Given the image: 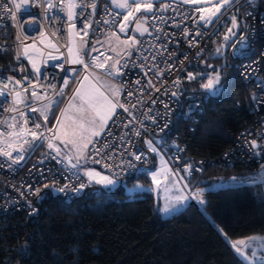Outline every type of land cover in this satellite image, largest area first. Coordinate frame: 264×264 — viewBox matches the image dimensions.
<instances>
[{
	"label": "built area",
	"instance_id": "1",
	"mask_svg": "<svg viewBox=\"0 0 264 264\" xmlns=\"http://www.w3.org/2000/svg\"><path fill=\"white\" fill-rule=\"evenodd\" d=\"M9 2L10 0H0V49L7 50L0 51V90L5 93L4 96H0V121H6L7 124L15 123L17 125L15 131L25 126L42 132L44 136H51L46 129L55 125L45 127L37 116V111L33 112L31 109H39L49 104V101L52 103L70 98L83 76L88 75L90 68L85 71L83 65L73 64L67 60L68 48L72 47V40L77 41V49H82L80 54L85 62L89 63L85 55L88 45L107 34H121L119 25L126 13L120 8L115 9L111 0L106 2L76 0L81 7L75 9L76 19L69 21L67 18L69 0H53L52 3L56 7L48 10H46L47 0H42L41 3L30 8V15L25 14L23 27H20L19 13L17 20L13 21L4 12L3 5ZM92 3L96 4L95 11L88 6ZM160 3H168L171 7L167 11H156L147 16L148 32L142 37L136 36L139 43L134 46L131 55L122 58L118 65L121 72L119 76L116 75V82L121 88L118 102L128 111L117 107V114L109 122L105 132L94 141V147L100 149V153L96 154L91 145L88 154L91 159L87 160V163L102 175H108L113 179H125L138 175L143 169L150 167L158 155H161L167 162L171 175L185 189V194L189 197V206L199 210L208 202L206 188L192 189L190 184L206 167L241 168L264 188V168H262L264 166V0H256L255 5L250 4L248 0H238V2L235 0L230 7L223 10L218 19L207 25L202 21L196 23L199 16L191 6L159 0L157 8ZM118 12L121 15L117 16ZM142 14L139 13L138 16L141 17ZM233 15L237 17L238 23H243L244 33L241 36L243 40L236 34L230 47L233 57L237 60L239 79L249 94L253 124L235 138L232 147L218 160L190 157L187 156V136L197 128L204 117L208 94L206 91H188L183 81L191 68L205 66L216 29L227 20H231ZM104 20L109 23H104ZM70 23L76 24L74 32H78L79 35L70 33ZM85 23L90 25L86 29V36L82 31ZM134 25L135 22L129 24L124 34L134 33L132 30ZM184 28L189 29L190 34L187 37L183 35ZM197 31L201 35L197 36ZM17 34L20 35L23 45L36 44L42 52L38 77L34 75L26 57L23 56L22 47L19 48L20 59H16L20 43L16 40ZM81 38L84 41L83 45ZM190 40L194 41L192 47H189ZM125 62L126 67L123 66ZM21 67L24 71H21ZM157 71L162 75H157ZM9 76L14 78L11 82L6 79ZM24 77L28 79L25 80ZM177 78L180 83L174 84ZM15 80H21V84L16 85ZM65 80L68 81L67 86H64ZM137 80L140 81L139 84L136 83ZM149 80L154 87L148 86ZM5 84L7 88L4 87ZM32 85L36 87L33 88ZM53 85L55 91L51 87ZM24 88L28 91L24 92ZM60 88L64 90L63 96L56 94ZM157 88L160 90L156 91ZM32 91H36L42 99L35 100L31 95ZM15 92L21 93L24 103H15ZM129 92L132 95H129ZM9 108H15L16 111H8ZM20 112L25 113L28 118L27 125H23L24 117L20 116ZM33 122L41 124L42 127L38 130L34 129ZM7 124L0 123V131H11L7 128ZM137 132L139 135L136 134ZM25 139L32 142L35 147L29 150V145L24 144ZM6 140L17 149L23 145L25 150L12 152L13 159L23 156L19 163H13L8 157L0 156L1 235H5L11 227H19L17 221L30 220L38 215L40 209L38 198L45 184L53 185L58 195L66 202L76 201L85 196L90 185L79 166L73 168L71 164L76 163L74 160H71L70 164L65 159L66 156H57L47 147L46 140L33 142L30 134L18 140L0 136V148L10 150L6 148L4 143ZM149 140L153 142L157 152L149 150L146 143ZM251 141H256L261 147L253 149ZM106 144L107 148L104 147ZM137 155L141 157L139 160L136 159ZM93 160H98L100 163H93ZM105 164L110 168H105ZM189 164L192 165L191 174L185 170ZM228 182L230 183V179ZM81 183L88 186L79 192L75 191ZM185 184L189 188H186ZM60 188L65 190L60 192L58 191ZM36 189H40L39 193L35 191ZM201 189L204 190L203 199L206 201L203 205L198 203L199 197L196 196ZM12 251H15V254L5 251L2 260L0 258V264H23L21 250L13 248Z\"/></svg>",
	"mask_w": 264,
	"mask_h": 264
},
{
	"label": "trees",
	"instance_id": "2",
	"mask_svg": "<svg viewBox=\"0 0 264 264\" xmlns=\"http://www.w3.org/2000/svg\"><path fill=\"white\" fill-rule=\"evenodd\" d=\"M238 25L233 31L240 38L244 27L242 22ZM231 27V20H227L216 29L205 66L191 68L196 78L189 80L186 76L183 81L188 91L205 92L201 85L208 82V74L219 72L221 76L219 88L208 94L204 117L187 136L190 157L218 160L253 124L249 94L231 52L235 37L228 33ZM225 35L230 39L222 50ZM224 51L223 57H216ZM61 101L51 109L49 122L42 120L45 127L56 125L65 99ZM155 168L154 162L146 169ZM144 170L134 177L118 179L116 188L90 184L85 196L72 202L64 201L49 184L39 195L38 215L17 221L19 227L0 234L1 260L7 250L15 254V248L21 250L23 264H247L230 241L264 236L263 186L231 183L206 189L208 202L203 212L188 206L176 216L163 219L155 207L154 183ZM247 176L249 173L241 168L206 167L190 188H207L220 177L229 180ZM136 181L149 190L129 195L123 186H134ZM252 246L246 249L250 256Z\"/></svg>",
	"mask_w": 264,
	"mask_h": 264
},
{
	"label": "snow or ice",
	"instance_id": "3",
	"mask_svg": "<svg viewBox=\"0 0 264 264\" xmlns=\"http://www.w3.org/2000/svg\"><path fill=\"white\" fill-rule=\"evenodd\" d=\"M42 0H20V2H17V0H10L9 3H5L3 5L4 12L6 15L11 17L13 21L17 20V14L19 13L21 16V23L20 27H23V19L25 17V14L30 15V8L35 6L38 3H41ZM112 4L123 10L126 14L123 15L122 22L119 25V31L121 33H125L126 30L128 29L129 24L132 22H135V28L132 29L134 32H138L141 36H143L145 33L148 32V28L144 26V24L147 22L148 17L147 16H142V17H137L138 13H155L156 11H167L171 5L168 3H160V6L157 8L156 5L159 3V0H111ZM183 4H190L194 5L193 11L198 14L199 19L196 21V23L199 22H204L205 25L210 24L213 22L214 18L218 19V14L221 13V10L224 9L226 6H230L233 3V0H181ZM238 2V0H237ZM250 4L255 5L256 0H248ZM95 11L96 9V4L92 3L88 5ZM56 5L51 2V0H48L46 4V10L55 8ZM81 7L80 4L76 2V0H69L67 4V18L69 21H74L76 19V13L75 9ZM107 8V5L105 6ZM63 10V9H62ZM117 16L121 15V13H116ZM187 18V17H186ZM162 19V17H161ZM115 21H113L114 23ZM99 23V21H97ZM104 23H109V21L104 20ZM231 24L232 27L228 29V33H230L232 36H234L236 33L233 31L234 28H237L238 25V20L235 15L232 16L231 18ZM179 27V25H176ZM90 27L89 24L85 23L84 29L82 31L84 32V35H87L86 29ZM76 28L75 23H70L69 24V31L73 35H79L78 32H74ZM158 31H162L161 29H158ZM189 29L184 28L183 29V35L187 37L189 35ZM54 35V34H53ZM151 35V33H149ZM167 35V33H165ZM196 35L199 36L201 33L199 31L196 32ZM41 36H43V33H41ZM112 36H116V33H112ZM26 38V37H25ZM159 39V37H157ZM230 39L229 35L224 36V40L227 41ZM16 40L19 41L18 45V50L16 54V59H20V51L19 48L22 47L23 51L22 54L23 56L27 57L29 60V63L32 65L33 70L37 75L40 73V68L37 66L36 60L29 56V47L27 45H23V41L20 40V35H16ZM241 40H243V37H241ZM117 42L118 44H123L126 48H133L135 45L139 43L138 40L134 36H129L126 40L120 41L119 37H117ZM84 41L81 38V44L83 45ZM189 47H192L194 44V41H188ZM52 47H55V45H51ZM34 47V46H33ZM166 47V46H165ZM80 48L74 49L72 47L68 48V57L67 60L70 63L73 64H80L83 65V68L85 71H87L90 67L92 68H105V65L107 64L108 58L105 59L104 62H97L98 57H92L90 63H86L84 57L80 54L81 53ZM113 51H116V48L112 49ZM0 51H7L6 49H0ZM93 51H96V49L93 47ZM219 52V49H217ZM128 55H131V52H127ZM85 55H87L85 53ZM199 55V53H197ZM52 59H57V57H52ZM185 59L187 57L185 56ZM120 64L119 60L113 61L112 65L110 68L106 69L109 75H117L119 76L121 74L120 72V67L117 65ZM126 67V62L123 65ZM61 67H63L61 65ZM171 67V65L169 66ZM21 71H24L23 67H21ZM75 71V69H73ZM91 73L88 75L83 76V81L87 82L89 80V76ZM145 75L147 73L145 72ZM157 75H162L161 72L157 71ZM187 78L189 80H193L196 77L193 75V73L188 72L187 73ZM9 82H11L14 78L9 76L6 78ZM23 79L27 80L28 77H24ZM220 73L216 72L215 76L212 78L208 79V82L205 84H202L201 87L204 89H213L214 85H218L220 83ZM137 84L140 83L139 80L136 81ZM180 80L177 78L176 81H174V84H179ZM16 85L21 84V80H15ZM68 81H64V86H67ZM148 86L149 87H154L153 83L151 80L148 81ZM5 88H7V84L4 85ZM33 88H35V85H32ZM53 87V90L55 91V86ZM160 89L157 88L156 91H159ZM24 92H27L28 89L24 88ZM113 96H119L120 94V88L118 87H113L112 89ZM57 95L63 96L64 90L63 88H60L58 92L56 93ZM129 95H132L131 92L128 93ZM173 95H176V93H172ZM5 93L3 90H0V96H4ZM32 97L35 100H41L42 97L37 94L36 91H32L31 93ZM15 103H24V97L21 95L20 92H15ZM79 99V104L76 105L73 103V101ZM253 99L255 100L256 97L254 96ZM155 102V101H153ZM51 107V101H49V104L44 105L39 111L40 115L44 117L45 124L48 122V110ZM117 107L123 108L124 111H128L127 108L124 107L123 104H119L118 101L113 102V99H110L107 96H104L102 93H96L92 91H88L85 89L84 84L81 83V86L77 89H75L74 94L68 104V107L64 109L61 112V116L67 118L66 114L68 109H75L77 113L82 114L78 120H73L71 125H66L64 123L63 119H57L56 125L53 128H47L46 131L51 133V136H44L42 132H38L32 129H29L25 126H21L19 128V131H15L17 128V125L15 123L13 124H7L6 121H0V123H5L7 124V128L10 129L11 131H0V136H6L8 138H16L17 140L20 139L21 137L30 134L32 137V141H38V140H46L47 141V147L51 150H53L57 156L61 155L62 149L59 146V144H62L64 148H68L69 145H71L72 149L75 150V155H76V160L77 163L71 164L72 157L71 156H66L65 159L69 161L71 166L73 168H76L79 166L80 160L83 159L85 161L91 159L90 156L86 155L90 149L89 145H93V151L96 154L100 153V149H95L94 147V138L101 136L104 132L105 129L108 125V121L112 120L113 116L116 115V109ZM8 111H16L15 108H9L7 109ZM38 109L32 108L31 111L36 112ZM85 115H87L89 118L85 120ZM20 116L24 117L23 119V125H27L28 123V118L26 117L25 113L20 112ZM15 119V117H13ZM34 123V129L38 130L42 127L41 124L39 123ZM139 135V132L136 133ZM56 141H59V144L56 143ZM6 144V148L10 150H6L5 148H0V156L8 157L9 159L12 160L13 163H19L21 159H23V156H17L15 159L12 157V152L13 151H24L25 149L23 148V145L20 146L19 149L14 148L12 143L8 142L7 140L4 141ZM146 143L149 146V150L152 152H157V148L153 145V142L151 140L146 141ZM24 144L29 145V150L33 149L35 146L32 142L28 140H24ZM251 147L253 149L260 148L261 145H258L256 141H251L250 142ZM105 148L108 147V145H104ZM133 155H135L133 153ZM141 157L139 155L136 156V159L139 160ZM55 159V157H53ZM93 163H100L98 160H93ZM10 166V165H9ZM105 168H110L109 165L105 164ZM264 168V166H262ZM189 174H191L192 171V165L189 164L187 165L185 169ZM168 174H172L171 170L168 169L166 170ZM199 171V169H197ZM84 175L87 177L88 180V185L92 184L95 182L96 184L108 186V185H114L115 181L108 175H102L101 172L96 171L94 169H88L84 172ZM160 174L158 172H153L152 173V181L154 184H158V176ZM168 176L165 175V179H167ZM250 182V178H239V177H231L230 178V183L232 184H246ZM254 182V181H251ZM86 184L81 183L78 188L75 189V191L79 192L81 189L84 187L88 186ZM45 188L49 187V185L45 184ZM67 187V186H65ZM187 187V185H185ZM65 189L60 188L58 191L63 192ZM37 193H39L40 189L35 190ZM203 189L198 190L196 193V196L199 197L198 203L203 205L206 203V201L203 199ZM189 199L188 196H176L175 200L177 204H184L185 201ZM172 207H175L173 205ZM172 209L168 206L165 205L163 208V211L165 213L171 211ZM35 211V210H33ZM203 212L204 210L201 209ZM221 233L225 236V239H228L227 234L223 233V230H220ZM261 242V247H264V236H250L247 237L246 239H240L236 241H230L231 247L233 250L241 256L244 260H250L254 261L255 259H260L264 260V256L257 257V252L253 250L251 252V257H249L245 250L250 248L252 246L253 242Z\"/></svg>",
	"mask_w": 264,
	"mask_h": 264
},
{
	"label": "rangeland",
	"instance_id": "4",
	"mask_svg": "<svg viewBox=\"0 0 264 264\" xmlns=\"http://www.w3.org/2000/svg\"><path fill=\"white\" fill-rule=\"evenodd\" d=\"M168 1H174V2H178V3H182L181 0H168ZM234 1L235 0H233V2ZM47 2H48V0H47ZM51 2H53V0H51ZM186 5L191 6L193 8L196 7V6L190 5V4H186ZM230 6H226L224 9H226V8H228ZM115 9H119V8L115 7ZM224 9L221 10V13L223 12ZM221 13L218 14V17L221 15ZM138 14H137V17L139 18ZM216 19L217 18H214V20H216ZM129 36H134L136 38V35L134 33H132L131 35H127V34H124V33H121V34L116 33V36H112V33H110V34H107V35L103 36L102 39H98L96 42L90 43L88 45V47H87V50H86V54H87L86 55V59H87V61L90 63L92 57H98V61L97 62H104L105 59L108 58L107 64L105 65V68H92V67H90V69L88 71V74L91 73V75L89 76V80L87 82H85L82 79L80 81V84L78 85L77 88H79L81 86V83H83L86 90L92 91V92H96V93H102L104 96H107L110 99H113V102L118 101V97L119 96H113V92H112L113 87L120 88V86L116 82V75L115 74L109 75L108 72L106 71V69L111 67L113 61H116V60L120 61L122 58H124L126 56H129L127 54V52H131L132 53L134 47L133 48H126L123 44H118V42H117V37H119L120 41H124ZM235 36H236V34H235ZM28 47H29V56L33 57L36 60L37 66L40 68L41 67V57H42L41 50H39L37 48L36 44H31ZM93 47L96 49V51H93ZM72 48L74 49V51L77 49V41L75 39L72 40ZM113 48H116V51H113L112 50ZM27 60H28V58H27ZM28 63H29V60H28ZM29 65H30L34 75L36 77H38V75L33 70L32 65L30 63H29ZM208 75H210L209 78H212V77L215 76V73H209ZM217 88H219V84L218 85H214L213 89H205V91L207 92V94H214L215 93V89H217ZM72 96L70 98H66L65 99V103H64L63 107L61 108V110L59 112V115H58V118H57V119H63L64 123L66 125H71L72 121L74 119L78 120L80 118V116L82 115L80 113H77L75 111V109H68L67 114H66L67 118L61 116V112L68 107V104H69ZM60 101L61 100H59V101L56 100V101L51 103V107H50V109L48 110V113H47L48 122L50 120L51 113H52L51 109L53 107L57 106V104H60L62 102V101L61 102ZM73 103L78 105L79 104V99L73 101ZM41 108L42 107H40L37 110V116L42 121V120H44V117L40 115V111L39 110ZM116 114H117V109H116ZM113 117H115V115ZM88 118L89 117L87 115H85V120H87ZM110 121L111 120L108 121V124H109ZM96 139H97V137L94 138V141ZM56 143L59 144V141L56 142ZM59 146L62 149L61 153H64L65 155H68V156H71L72 159L77 163L75 150L72 149L71 145H69L68 148H64V146L62 144H59ZM90 147H91V145H89V149H90ZM61 156H64V155H61ZM157 158L158 159H157V162H156L157 163L156 168L153 171H150V170H147V169H145L144 171L147 172V175L151 178V180H152V173L153 172H158L160 174L158 176V181H159L158 185L161 188V193L159 195L158 213L160 214V216L163 219H170V218L176 216L177 214H179L181 211H183L187 206H189V202L187 200L182 205L176 203L175 197L176 196H181V195L186 196L185 191L183 190V187H182L181 183L175 177H173L171 174L167 173L166 170L169 169V166L167 165V162L165 161V159L161 155H158ZM79 168H80V171H81V173L83 175H84V172L86 170L94 169V168H92L91 166H89L87 164V161H85L83 159L80 160ZM165 175L168 176L167 179H165ZM85 178L87 179L86 176H85ZM246 178H250V182L248 184H257L256 180H255V178L253 176H249V177L247 176ZM113 180L115 181L114 185L104 186V185L96 184L95 182H93L92 184L93 185L103 186L106 189H111V188L118 187L120 185V183L118 182V179L117 180L113 179ZM251 181H254V182H251ZM230 184L231 183H229L227 179H225L223 177H220L215 183H213L212 186H209L206 189L207 190L208 189H217V188H220V187L229 186ZM123 187H125L126 192L129 195H131V196H135L137 194H141L142 192L149 190V187L144 186L141 183V181H136L134 186L133 185L132 186H127V184H126ZM187 188H188V186H187ZM165 205H168L172 210L167 212V213H165L163 211V208L165 207ZM173 205H175V207H172ZM252 247L257 252V257L262 256L261 252H264V247H261V246H252ZM246 254L249 257H251L247 253V251H246ZM239 257L242 260H244L241 256H239ZM244 261L247 262L248 260H244ZM262 262H264V260L255 259L252 263H249V264H253V263L259 264V263H262Z\"/></svg>",
	"mask_w": 264,
	"mask_h": 264
},
{
	"label": "water",
	"instance_id": "5",
	"mask_svg": "<svg viewBox=\"0 0 264 264\" xmlns=\"http://www.w3.org/2000/svg\"><path fill=\"white\" fill-rule=\"evenodd\" d=\"M146 14L147 15H151L152 13H146ZM144 26L148 28V26H147L146 23L144 24ZM134 28H135V25H134ZM134 33H135V35L137 37H142L138 32H134ZM227 44H228V40L223 42V44H222V50H225L226 49ZM224 55H225V51L223 52V54L221 56H219L217 54L216 57H223ZM159 194H160V187H159V185L158 184H153V199L155 201V207H156V209H158V207H159ZM253 243L254 244H259L261 242L257 241V242H253ZM261 264H264V262H262Z\"/></svg>",
	"mask_w": 264,
	"mask_h": 264
},
{
	"label": "crops",
	"instance_id": "6",
	"mask_svg": "<svg viewBox=\"0 0 264 264\" xmlns=\"http://www.w3.org/2000/svg\"><path fill=\"white\" fill-rule=\"evenodd\" d=\"M26 60H27V58H26ZM27 62H28V60H27ZM98 138V137H97ZM56 142H58V141H56ZM91 148V147H90ZM89 154V152L87 153V155ZM61 155H64V156H68V155H65L64 153H61ZM157 159L158 158H156L155 160H154V162L156 163L157 162ZM73 160V159H72ZM156 166H157V163H156ZM187 188V187H186ZM188 188H189V186H188ZM183 190L185 191V189L183 188ZM160 193H161V188H160ZM160 195V194H159ZM188 207V206H187ZM245 252H246V250H245ZM244 261V260H243ZM245 262V261H244ZM253 261H250V260H248L247 262H245V263H247V264H249V263H252ZM253 264H255V263H253Z\"/></svg>",
	"mask_w": 264,
	"mask_h": 264
}]
</instances>
